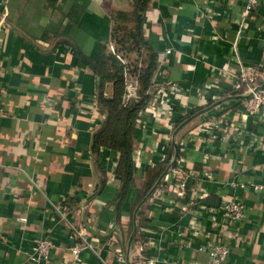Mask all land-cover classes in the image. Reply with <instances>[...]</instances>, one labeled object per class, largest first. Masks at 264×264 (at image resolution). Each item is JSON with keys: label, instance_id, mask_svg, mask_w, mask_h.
<instances>
[{"label": "crops", "instance_id": "0c3cea01", "mask_svg": "<svg viewBox=\"0 0 264 264\" xmlns=\"http://www.w3.org/2000/svg\"><path fill=\"white\" fill-rule=\"evenodd\" d=\"M244 3L152 0L145 30L167 59L154 80L163 84L170 74L190 89L187 106L179 104L182 112L176 111L175 120L185 108V113L200 109L169 138L160 134L157 152L149 149L153 125L145 116L147 126L138 127L135 135L136 148L141 150L135 182L118 203L117 154L103 147L97 159L92 149L105 118L97 103V78L89 66L77 63L71 44L82 45L93 58L99 56L111 42L113 10H132L136 0H7L8 29L0 33V264H31L29 252L46 236L57 247L51 264H71V235L82 228L94 246L102 248L100 254L96 247L84 249V264H123L110 248L113 235L119 239L127 264L141 263L143 255L160 257L159 264L207 263L206 254L194 250L196 246L176 244L190 231L193 210L188 200L194 198L195 179L190 181L188 196L173 210L163 204L153 206L148 197L141 204L150 205L145 215L148 222L141 224L136 216L134 230L140 204L136 203L137 188L145 172L161 159L159 149L165 145L172 158L176 155L173 139L179 146L180 164L200 171L205 164L218 167L213 168L218 180L203 183L208 194L202 203L216 204L219 188L227 180H236L238 168L247 180L264 181L261 150L233 142L226 152L207 131L202 132L205 139L201 143L187 139L191 130L215 115L229 112L230 119L241 122L233 71L240 63L250 66L264 61V0L246 26L241 24ZM215 80L218 83L206 96L208 103L202 104L198 90ZM107 92L112 93V85ZM248 124L258 135L264 134V123L257 118L250 117ZM180 138L189 141L183 150ZM171 164L178 163L173 160ZM233 193L249 210L236 226L230 241L232 254L225 264H264V191L239 186ZM130 223L139 236L131 242ZM144 238H153L157 244L142 254L138 248Z\"/></svg>", "mask_w": 264, "mask_h": 264}, {"label": "built area", "instance_id": "2783aa9c", "mask_svg": "<svg viewBox=\"0 0 264 264\" xmlns=\"http://www.w3.org/2000/svg\"><path fill=\"white\" fill-rule=\"evenodd\" d=\"M262 0H245L242 11V25L246 26L259 8ZM0 33L8 29L7 17L8 8L6 1H0ZM166 53H159V66L158 70L163 64H166ZM239 62V60H237ZM164 76L165 70L160 71ZM166 77V76H165ZM232 78H234V89L239 90L245 88L243 92L239 93L238 109L241 111V122L236 123L230 119L229 112L220 116H213L206 118L204 121L190 131L189 140L201 143L205 137L202 132L207 131L213 137L221 142V149L225 146L226 152L229 150L233 142L246 145L254 150H261L264 154V134L258 135L252 128L249 127L248 119L250 117L257 118L260 122L264 123V61H259L256 64L244 65L239 64L237 70L233 71ZM263 79L259 82V79ZM167 79V78H166ZM218 80L206 82L204 87L199 91L202 104L208 103L207 95L211 89L216 86ZM154 95L149 104L144 109L143 118L138 127H146L144 121L145 116L154 119L153 131L156 129L163 130L161 133L163 138L166 139L173 127H175V113L177 110L181 111L179 104H186V99L190 93V89L179 85L177 82H169L160 84L154 80ZM136 87L130 83L128 86V96L134 94ZM219 99V96L213 98ZM180 104V105H181ZM186 110V108H185ZM182 113L179 118L186 116L188 113ZM182 112V111H181ZM236 135V137H234ZM169 138V137H168ZM175 140V139H173ZM233 140V141H232ZM188 140L181 141L183 147L188 144ZM193 142V141H191ZM159 143H156V146ZM180 145V142H179ZM189 145V144H188ZM161 146V145H160ZM165 145L161 149V159L166 156ZM225 152V153H226ZM141 150L138 149L135 155L136 165L140 164ZM180 150L178 152L177 165L171 164L174 157L169 160L166 171L149 196V200L153 206L163 204L166 209L173 210L175 204L188 196L190 191V181L194 178L196 186L193 191V197L188 200L191 211L193 210V217L190 219V231L186 233V239L180 238L178 243L180 248L196 246L194 250L206 254V264H225L232 254V245L230 243L232 238H235V230L238 224H241L248 216V205L243 200L233 193V188L236 187H252L256 191H264V181L254 182L246 179V174H242V168H238L235 172L237 175L236 180L223 182V185L218 190L219 200L216 204L202 203V199L208 194L206 187L203 186L204 182H215L218 180L217 174L213 169L205 164L202 171L193 168H187L180 164ZM154 164V163H153ZM21 221H26L27 217L19 216ZM158 229L164 230V226L159 225ZM189 230V229H188ZM85 230L82 228L80 231L72 232V244L69 246L68 252L71 257V264H84L83 250L86 248H95L97 253H101L102 248H98L91 238H87ZM157 242L153 238H148V241L139 243V251L143 252L149 246H156ZM195 244V245H194ZM56 244L49 236L40 238L33 245L29 252L28 261L31 264H51L52 252L56 249ZM117 259L127 264L125 261V252L123 248L117 247L115 250ZM142 264H159L161 258L158 256H145L142 257ZM166 262L171 260L165 257ZM129 264H132L131 262ZM185 264H199L196 260H191Z\"/></svg>", "mask_w": 264, "mask_h": 264}, {"label": "trees", "instance_id": "16d2710c", "mask_svg": "<svg viewBox=\"0 0 264 264\" xmlns=\"http://www.w3.org/2000/svg\"><path fill=\"white\" fill-rule=\"evenodd\" d=\"M7 3V0H5ZM152 0H136V6L132 10L114 9L112 12L113 28L111 42L106 43L99 56L93 58L87 54L82 45L71 44L77 63L89 66L97 78V103L105 116L100 128L96 131L93 139V154L98 159L101 148L105 147L117 154L116 173L121 181L117 202L122 203L130 188L135 182L137 153L135 135L138 125L143 118L144 109L149 104L155 90L154 77L159 66V50L146 32V14ZM169 82H175L170 74ZM262 82L263 79H259ZM132 83L136 89L131 97L128 96V86ZM112 85V93L107 94L108 86ZM241 88L234 93H241ZM0 109L2 106L0 104ZM189 112L176 121L171 133L194 114ZM158 129L153 131V139L149 142V149L157 152L159 145L156 141L160 137ZM184 138H180L182 141ZM161 150L159 149V153ZM171 153L167 152L164 159L154 163L146 172L140 187L137 188L136 203L141 202L150 192L159 177L166 171ZM211 169L218 168L209 164ZM214 170V169H213ZM215 171V170H214ZM135 203V204H136ZM150 207L143 204L137 213L139 223H147L146 210ZM120 214V212H119ZM133 240L139 236L133 233V224L130 223ZM135 234V235H134ZM144 238L139 243H146ZM119 239L113 235L110 238V248L116 250ZM134 264H141L134 262Z\"/></svg>", "mask_w": 264, "mask_h": 264}, {"label": "water", "instance_id": "95a60500", "mask_svg": "<svg viewBox=\"0 0 264 264\" xmlns=\"http://www.w3.org/2000/svg\"><path fill=\"white\" fill-rule=\"evenodd\" d=\"M181 128V127H180ZM179 129V128H178ZM177 129V130H178ZM173 142H174V145H175V147H176V155H175V157H174V163L177 161V159H178V148H179V146H178V143L176 142V140H173ZM162 176H163V174L159 177V179L157 180V182L154 184V186L152 187V189L150 190V192L148 193V195L140 202V204L138 205V208H137V212H138V209L141 207V204L142 203H144L145 202V200L150 196V194H151V192L153 191V189L158 185V183L160 182V180H161V178H162ZM137 212L135 213V218H134V230H136V216H137ZM135 231H133V233H134ZM132 239H133V234H132V236H131V238H130V240H129V242H131L132 241Z\"/></svg>", "mask_w": 264, "mask_h": 264}, {"label": "rangeland", "instance_id": "374dc122", "mask_svg": "<svg viewBox=\"0 0 264 264\" xmlns=\"http://www.w3.org/2000/svg\"><path fill=\"white\" fill-rule=\"evenodd\" d=\"M151 123H152V125L154 124V119H153V117H152V120H151ZM159 130V129H158ZM172 158V155H170V159Z\"/></svg>", "mask_w": 264, "mask_h": 264}]
</instances>
